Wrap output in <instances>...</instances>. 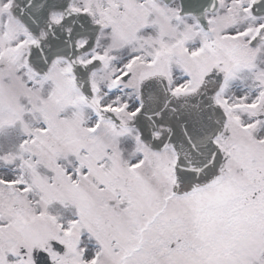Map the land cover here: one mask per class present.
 <instances>
[{"label":"snow or ice","instance_id":"obj_1","mask_svg":"<svg viewBox=\"0 0 264 264\" xmlns=\"http://www.w3.org/2000/svg\"><path fill=\"white\" fill-rule=\"evenodd\" d=\"M0 264H264V0H0Z\"/></svg>","mask_w":264,"mask_h":264}]
</instances>
